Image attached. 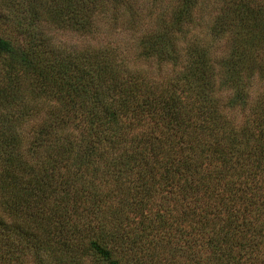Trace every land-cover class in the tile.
<instances>
[{
    "label": "trees",
    "instance_id": "1",
    "mask_svg": "<svg viewBox=\"0 0 264 264\" xmlns=\"http://www.w3.org/2000/svg\"><path fill=\"white\" fill-rule=\"evenodd\" d=\"M151 1L0 0V264H264V0Z\"/></svg>",
    "mask_w": 264,
    "mask_h": 264
},
{
    "label": "rangeland",
    "instance_id": "2",
    "mask_svg": "<svg viewBox=\"0 0 264 264\" xmlns=\"http://www.w3.org/2000/svg\"><path fill=\"white\" fill-rule=\"evenodd\" d=\"M130 3V5L134 8H138L139 10L146 8L150 9L152 6L151 0H126ZM225 0H208L204 3H201L197 13H196V19L195 23L190 26L189 32L186 35V41L193 40L195 37L204 40L206 42H215L216 50L214 51L215 55L219 58H221L226 53V45L228 42V39L226 37L218 38L219 36H213L209 34L210 30V24L212 23V17L214 14V11L216 10L217 6L220 5V3ZM223 2V3H224ZM160 5L161 3H157ZM218 4V5H217ZM1 6V3H0ZM117 20V19H116ZM125 18L120 19V21L115 22L114 26L111 27L110 23L107 24L102 19L99 22V25L104 28L100 35H98L97 39L90 40L89 43L92 44H107V45H118L124 49V53L128 56V60L131 62V65L134 62V66L138 69H142L144 73L150 72L152 75H159L164 76L165 74L170 73L171 68L170 66L160 67L153 61H147V60H137L133 56L137 50H136V38L135 35H131V33H128L129 31L126 29L127 26L123 25L125 22ZM209 28V29H208ZM49 36L52 39V42H55L57 44H64L65 46H80L82 44V41L84 38L79 36L78 34L68 32V31H61V30H50L48 32ZM85 41V40H84Z\"/></svg>",
    "mask_w": 264,
    "mask_h": 264
}]
</instances>
